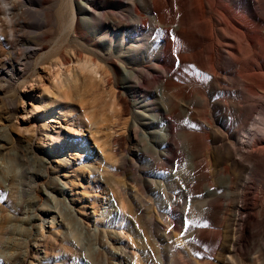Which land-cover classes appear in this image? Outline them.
Here are the masks:
<instances>
[{"label":"bare ground","instance_id":"obj_1","mask_svg":"<svg viewBox=\"0 0 264 264\" xmlns=\"http://www.w3.org/2000/svg\"><path fill=\"white\" fill-rule=\"evenodd\" d=\"M46 1L39 0L40 3ZM69 3L72 6L70 35H79L88 44L97 37L95 45L99 49H102L104 36L111 39L105 47L106 65L95 57L77 54L69 60L58 48L44 52V44L39 48L40 58H51L54 53L63 55L56 57L55 62L59 71L53 85L59 88L65 85L59 74L64 72L65 78L69 79L71 69L64 67L72 62L78 64L81 72L87 71L91 78H98L103 86L105 83L115 86L117 91L113 102L120 106L122 115L134 119L131 136L141 138L143 149L135 151L126 160L142 172L140 179L144 194L141 205L139 201L137 205L140 207L139 216L150 231L145 236L149 255L151 227H157L153 224L163 227L159 218L170 222L173 227L171 215L179 205L180 197L189 195L194 200L203 199V202L196 208L184 205V211L192 218L185 243L201 256L208 257L210 264L218 256L222 261L224 258L225 264H232L226 260L229 255L235 258L239 250L254 247L258 235L264 237V110L258 112L260 117L254 118L256 107L247 104V95L239 87L240 79L246 78L250 82H245L250 93L264 90V0H69ZM122 7L127 8L132 23L120 16ZM25 11L28 8L17 11L14 5L8 8L6 25L2 23L0 26L1 39L7 37L8 28L15 36L19 32L16 27L26 24L22 16ZM41 20L39 25L49 24L46 13ZM131 28L140 33L135 45L125 41ZM48 35L49 31H44L43 37ZM116 35L123 37L115 48L112 41ZM114 49L122 53V66L110 59ZM151 55L155 59L148 62ZM206 56L212 61L210 67L206 64L208 61L205 62ZM2 63L3 67L12 65L17 68L13 59ZM222 81H226L230 88L222 87ZM195 85L200 90L194 94ZM241 102H245L244 106L240 105ZM133 106L141 111H135ZM137 118L144 122L139 123ZM258 122L261 126L256 131V127H251ZM240 130L247 131L248 136L242 139ZM106 151L100 153L106 154ZM25 171L27 169H22L13 179H8L16 181L19 177L17 183L21 187ZM39 175L36 173L33 177ZM0 182L8 187L9 182L2 179ZM257 182L261 183L260 201H255L253 206L254 218L244 222V214L249 210L247 189ZM61 183L63 199L52 192L47 193L55 201V208L47 210L51 219L48 226L52 229L47 231L44 224L40 225V236L34 244L36 249L30 256L23 255L24 264H57L49 261L48 248L51 240L59 237L80 244L86 234L87 243H90L88 248L91 247L87 251L97 254L102 250L97 244L102 233L99 220L96 216L86 220L82 214L87 211L76 208L65 198V194L72 190L68 182ZM229 206L233 211L230 217L227 215ZM119 211L125 219V206ZM105 212L106 209L101 215ZM23 217L28 222L44 219L41 214L29 210ZM183 217L181 213L180 218ZM72 222L77 227H72ZM61 227L66 228L64 233L60 232ZM168 233L159 237L162 243L170 239ZM14 234L15 238L20 237L19 231ZM124 234L122 232L120 239L123 243ZM249 240L253 241L250 245ZM25 241L32 244V236L28 235ZM127 243L134 246L130 240ZM157 245L160 248L158 240ZM127 249L128 245L117 251L119 259L125 258L124 255L130 259V254L135 264H140L138 253L135 250L129 253ZM104 252L105 249L103 255ZM183 254L182 257H188ZM180 259L168 249L167 253L164 250L157 256L158 264H180ZM191 261L196 264L194 259ZM2 263L3 257L0 259ZM105 263L110 264L107 258ZM60 264H64L63 259Z\"/></svg>","mask_w":264,"mask_h":264},{"label":"rangeland","instance_id":"obj_2","mask_svg":"<svg viewBox=\"0 0 264 264\" xmlns=\"http://www.w3.org/2000/svg\"><path fill=\"white\" fill-rule=\"evenodd\" d=\"M13 1L0 0V26L12 5L16 11L21 8H28V11L22 14L26 24L16 27L19 32L15 36L8 28L7 37L0 38V179L9 182L8 187L0 182L2 264H24L23 255L30 256L36 249L34 244L40 236V225L44 224L47 231L51 228L48 226L51 219L47 210L55 208V201L47 193L52 192L59 199H63L61 181H67L69 188H72L70 193L65 194V198L76 208L87 211L86 214H82L84 218L88 220L96 216L99 220L102 233L97 238V244L102 250L97 254L89 253L87 249L91 247L88 248L90 243H87L89 240L86 234L83 235L81 239L83 243L80 244L59 237L49 243L50 262L60 264L63 259L64 264H107L105 263L107 258L110 264H135L130 254H128L130 259L127 255L119 259L116 254L118 250H123V247L128 245L129 253L134 250L138 253L140 264H158L159 252L166 250L167 253V249L170 253L173 252L174 257L182 258L180 264H192L191 259H194L196 264H210L211 260L208 257L201 256L185 243L192 226V218L190 219V213L184 211V205L186 208L193 205L196 208L203 202V199L194 200L189 195L180 197L181 201L171 215L173 227H170V222L166 223L161 218L159 221L163 224L162 228L158 224H153L157 227H151L153 235L149 255L145 243V236L150 232L149 227L139 216V205L144 194L140 179L142 172L126 160L135 151L141 152L143 149L141 138L135 139L131 136L134 119L129 115H122L120 106L113 102V95L117 91L115 86L108 83L103 86L98 78L96 80L94 77L91 78L87 71L81 72L77 68L78 64L72 62L64 67L71 69L69 79L65 78L64 72L62 75L59 74L65 84L59 88L53 85L59 71L55 62L56 57L63 55L54 53L51 58L47 56L40 58L39 48L44 44L46 47L42 50L44 52L58 48L65 52L69 60H73V55L77 54L86 58L95 57L105 66L108 60L105 47L110 44L111 39L104 36L101 39L102 49H99L95 45L97 37L92 44H88L81 36L70 35L72 6L69 0H47L44 3H40L39 0ZM45 13L49 18V24L43 27L39 23ZM120 16L128 23H132L126 7H122ZM46 30L49 31V35L43 37ZM129 30L125 41L135 45L137 35L140 33L133 28ZM122 37L120 35L114 37L112 43L115 48L122 41ZM150 39L152 36L149 42ZM115 51L116 49L110 54V59L122 66V53ZM9 58L13 59L16 69L12 65L3 67L2 62ZM153 59L154 55L149 56L148 62ZM205 62L208 67L212 66V61L207 56ZM224 76L225 74H222V77ZM245 82L250 83L246 78H241L239 87L247 95V104L256 107L254 118L260 117L258 112L264 110V90L250 93ZM221 86L225 89L230 88L226 81H222ZM192 90L195 94L200 88L195 85ZM219 98L223 99L222 96ZM244 104L245 102L240 103L241 106ZM133 109L141 111L138 107L133 106ZM137 121L141 124L144 122L140 118H137ZM260 126L258 122L251 128L256 127L258 131ZM246 132L240 130L242 139L248 136ZM105 149L108 150L106 154L100 153ZM113 160L116 161L113 163ZM22 169L27 171L19 187L17 183L19 177L16 181L11 180ZM36 173L40 174L38 178L33 177ZM9 177L12 179H8ZM260 186L261 183L257 182L252 184L251 189H247L249 210L246 215L244 214V222H250L254 218L253 206L260 201ZM122 206L126 209L125 219L119 211ZM104 209L106 212L101 215ZM26 210L41 214L44 219L28 222L23 217ZM232 212V206H229L228 217ZM181 213L184 216L182 219ZM32 226H36V229ZM72 227L77 226L72 222ZM65 229L61 227L60 232L64 233ZM15 231L20 232L18 235L20 237L15 238ZM167 231L170 239H165L162 243L159 237ZM122 232H125V243L120 242ZM28 235L32 236V244L25 241ZM9 237H13V240H8ZM126 238H129L128 241ZM129 240L134 244L133 247L127 243ZM157 240L160 242V248H157ZM252 242L249 240V245ZM254 243V247L250 249L247 247L248 250H239L235 258L229 255L227 262L264 264V237L258 235ZM81 245L83 247L79 249ZM175 245L182 249H177ZM183 253L190 259L182 257ZM211 263L225 264V261L218 256Z\"/></svg>","mask_w":264,"mask_h":264}]
</instances>
